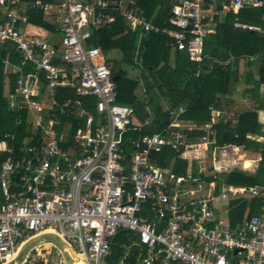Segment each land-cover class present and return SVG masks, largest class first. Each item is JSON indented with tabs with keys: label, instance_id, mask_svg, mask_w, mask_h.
<instances>
[{
	"label": "built area",
	"instance_id": "2783aa9c",
	"mask_svg": "<svg viewBox=\"0 0 264 264\" xmlns=\"http://www.w3.org/2000/svg\"><path fill=\"white\" fill-rule=\"evenodd\" d=\"M19 1L0 0V49L7 55L11 48L19 58L17 65L0 57V64L15 76L12 92L5 94L8 107L27 112L33 135L17 154L0 142V264L13 263L20 247L41 235L65 244L69 264H103L117 235L130 243L119 264H264V186L219 189L261 201L258 215L230 227L215 217L209 201L226 166L211 162L209 176L158 167L155 157L163 148L204 157L215 149L214 130L207 125L203 136L189 142L179 107L168 111L170 122L160 133L129 137L142 126L134 124L131 107L115 103L99 35L118 16L127 30L138 31L137 45L145 35H163L196 65L221 15L264 8V0H174L160 26L134 0L32 1L24 11L53 18L54 31L42 28L44 35L29 32L33 27L15 9ZM233 28L259 31L236 20ZM62 121L75 125L72 133L58 131ZM231 150L233 161L242 163L239 148ZM203 188L206 197L200 196ZM44 244L32 246L18 264L66 263L55 243L60 257L50 262Z\"/></svg>",
	"mask_w": 264,
	"mask_h": 264
},
{
	"label": "trees",
	"instance_id": "16d2710c",
	"mask_svg": "<svg viewBox=\"0 0 264 264\" xmlns=\"http://www.w3.org/2000/svg\"><path fill=\"white\" fill-rule=\"evenodd\" d=\"M30 1L34 0H20V6L15 9L24 14L29 23L54 31L55 24L52 17L24 11V6ZM134 2L143 10L146 18L156 26H160L169 14L170 8L165 5V0H134ZM235 20L256 27L259 31L233 29ZM263 30L264 8H246L236 14L226 13L217 23L215 33L203 40L202 60L195 65L187 60L184 51H172L170 40L160 34L146 35L136 47L138 31L129 32L123 20L116 16L114 23L99 33L103 40L100 50L105 56V62L111 65V77L118 76L116 80H112L115 86V103L131 107L134 124L142 126L139 131L130 133L129 137L136 138L143 134L160 133L170 122L168 111L179 107L183 109L178 118L180 125H193V128L187 131L189 140L192 138L197 140L203 136L204 132L198 127L209 122L210 112L215 110L216 96L233 94L236 86L241 82V74L237 69L238 60L243 61L249 69V60L254 58L259 74L263 75L258 81L254 80L252 92L257 90L258 84L261 83L260 79L264 78V36L261 34ZM124 31L127 33L124 34ZM94 44L96 45L95 41ZM8 50L9 54L6 55L0 49V57L8 58L11 64L18 65V56L11 48ZM111 52H116V56L112 54L107 57V53ZM230 60L236 68L234 71H231ZM121 63L131 68H138L139 77H128L127 73L120 68ZM30 69L27 66L22 70L26 72ZM14 79L15 76L5 73L0 64V142L6 143V146L17 154L19 149L31 144L29 139L33 134L26 123L27 112L25 110L15 112L8 107L5 94L12 92ZM243 83L248 82L244 80ZM245 91L243 93L248 94ZM57 101H61L60 98ZM162 101L167 106L166 110L161 108ZM83 106L89 112L92 111L91 105L85 100ZM145 120H148V123L143 126ZM249 120H256L253 110L238 114L234 124L225 122L212 125L214 144L217 147L223 144L236 147L243 145L246 131L242 127ZM74 129L73 123L67 124L63 121L58 127L59 132L67 135ZM4 135H12L13 138L4 140ZM183 153L182 149L175 152L172 149L163 148L155 157V161L160 168L170 167L175 174L184 175L186 163L180 157ZM261 156L262 160L258 169L264 171V153H261ZM3 159L4 153L0 151V162ZM225 181L228 185L246 187L257 182L255 178L240 173L228 174ZM256 202L251 201L250 208ZM242 204H239L240 208L247 206V203ZM110 248L115 253L121 251L114 246Z\"/></svg>",
	"mask_w": 264,
	"mask_h": 264
},
{
	"label": "crops",
	"instance_id": "0c3cea01",
	"mask_svg": "<svg viewBox=\"0 0 264 264\" xmlns=\"http://www.w3.org/2000/svg\"><path fill=\"white\" fill-rule=\"evenodd\" d=\"M34 1H36V0H34ZM171 1H173V3H174V0H171ZM30 2H32V1H30ZM30 2H28V3H30ZM28 3H26V5ZM26 5L24 6V8L26 7ZM19 6H20V1H19ZM223 17H224V15H221L219 17V21H221L223 19ZM163 21H165V20H163ZM30 25L33 28L30 27L28 30L32 35H39V34L44 35V33H42V31H40V30H42V28L37 27L31 23H30ZM129 32H131V31H129ZM261 34H263V36H264V30H263V32H261ZM145 36H143V37H145ZM143 37H141V39L139 40V44L141 43V40ZM137 40H138V37H137ZM138 45L136 42V47ZM172 51H174V50H172ZM255 61L256 60L254 58H251V60H249L250 68L248 69L243 61L238 60V63H237L238 68L237 69H238V73L241 74L240 84H238L236 86L233 94L226 95V96H222V95L216 96L217 101H216V105L214 108L215 110H213V111L211 110L209 122H205L198 127L201 130H203L207 125L212 126V125H215L216 123L230 122V123L234 124L236 116L238 114H241L244 111H247V110L248 111L253 110V112L256 114V120L255 121L249 120V121H247L246 125H244L242 127V129L244 131H246L244 134V143H243V145L238 147L240 152H242L243 156H244V161L242 163H235L233 161L234 154H233V151L231 150L232 145H228V144H223L221 147H217L214 144L215 149L212 150L210 147L208 149V151L206 152V155L204 156L205 160H206V163H204V165H205V167H207V169H209L211 162H212V157H213V156H211V152L214 153L215 150L220 151L219 152V154H220L219 162H217V163L226 166V171H224L222 173V174L226 175L225 180H226L228 174H230V173H240V174L251 176V177L255 178L257 181L255 184L250 185L248 187L230 185L227 188L231 187V188H239V189H245L246 190V189L252 188V187H263L264 186V171H260V168L258 169V166H260V163H261L260 161L262 160L261 153H264V78L260 79L261 83L258 84L257 90L255 92H252L251 87L254 86L253 85L254 80L258 81L259 77L263 76V75L259 74L258 67H257ZM231 62L233 63L232 60H230V64H231ZM235 69L236 68H234V70ZM247 75H249V76H247ZM244 80H246L248 83H243ZM245 90L248 92V94H246V95H245V93H243ZM160 105H161L162 110L167 109V106H166L164 101H162L160 103ZM145 121H148V120H145ZM180 126L184 130V131H182V133L186 134L187 136H188L187 131L193 128V125L190 126V125L184 124L183 126L182 125H180ZM191 140H193V142H196L198 139L195 140L192 138ZM187 155H189V154H186L182 157V160L185 161V163H186V160H188L187 168H186V164H185L184 173H189L192 175L191 168H195V166H194L193 162H191V160L196 159L195 164L202 163L203 161L200 158H204V157L199 155V157L195 158L196 156L192 155V157H188ZM193 157L195 159H192ZM194 172H195V174H199L201 171H200V169L196 168V169H194ZM222 174H220V175H222ZM230 195L231 196L228 199V201H225V203H223L224 206L226 207V209H223L221 211V215L223 217L218 216L219 213H217V214L214 213L215 217L224 220L225 222L228 223V225L230 227H234V226L242 223L249 216L258 215L260 213L262 205H261V201L258 197L257 198L256 197H250L246 193L236 194V195L230 194ZM219 197L224 198L225 196H224V194H222V195H219ZM219 197L217 196V199H216L217 201H218ZM254 200L257 202L255 204H253L252 208H250L251 207L250 202L254 201ZM241 203H243V204L247 203V206H244L243 208L241 206V208H240L239 204H241ZM239 209H241V211H239ZM251 211L253 213H251Z\"/></svg>",
	"mask_w": 264,
	"mask_h": 264
},
{
	"label": "rangeland",
	"instance_id": "374dc122",
	"mask_svg": "<svg viewBox=\"0 0 264 264\" xmlns=\"http://www.w3.org/2000/svg\"><path fill=\"white\" fill-rule=\"evenodd\" d=\"M173 4V1L171 0H165V5L167 6V8H169L171 5ZM242 21V20H241ZM244 22V21H243ZM102 39V37H100ZM94 41L95 39H92L90 41V45H95L94 44ZM103 41V40H102ZM137 41V40H136ZM96 43V42H95ZM136 45V43H135ZM116 56V52H112V53H107V57L109 55L112 56ZM118 57V56H117ZM101 58L102 60L105 62V56L104 55H101ZM135 61V59H134ZM120 68L127 73V76L130 77V78H137L139 77V70L138 68H132L128 65H124V64H119ZM189 142H193V140H189ZM219 150H215L214 151V154H213V157H214V161L212 162H219V157H220V154H219ZM193 154V153H192ZM199 156V155H198ZM202 159V163H197L195 164V160H191V162H193L195 168H191V172H192V176H199V174H195L194 172V169L198 168L200 169L201 171V174L204 175V176H209V169H207V167H205L204 163H206V160H205V157L204 158H200ZM187 163H188V160H186V168H187ZM225 177L226 175L222 174V175H218L217 176V180L215 181V189L216 190H213V191H210V194H209V201H210V205H211V208L213 210L214 213H219L218 216L220 217H223L221 215V211L223 209H226V207L224 206L223 203H225V201H228V199L230 198V193L228 192H224V193H220V188L222 187H225L227 188L228 186V183H226L225 181ZM210 178H205V181H209ZM206 194H207V190L206 188H203L201 190V193H200V196H203V197H206ZM221 194H224V198H220L219 195ZM217 196L219 197L218 201L216 200L217 199ZM126 237L125 235H122V236H118V237H115L113 238L111 241H110V246H114L116 247L117 249H121V251L119 253H115L113 250H111V248L109 249V252H108V255L103 259V264H119L120 261H122L123 259H126L127 255H126V251L127 249L129 248L130 246V243L125 241ZM46 244H49V246L47 247L48 248V251H47V256H48V259L50 262H53V261H56V259H58L60 256L58 254V250L55 248V245L52 244L51 241L47 240L46 241ZM44 244V245H46Z\"/></svg>",
	"mask_w": 264,
	"mask_h": 264
},
{
	"label": "water",
	"instance_id": "95a60500",
	"mask_svg": "<svg viewBox=\"0 0 264 264\" xmlns=\"http://www.w3.org/2000/svg\"><path fill=\"white\" fill-rule=\"evenodd\" d=\"M217 9L220 10V7L217 6ZM230 66H231V71H234V67H233V63L232 62L230 64ZM111 78H112V80H116L118 78V76H112ZM47 240L51 241L52 243H55L56 246L59 249L64 251L63 255L66 258V263L65 264H69L70 263V256H71L70 252L68 251V249L66 248L65 244L61 240H58V239L56 240L51 235H41V236H39L37 238L31 239V240L27 241L26 243H24L20 247V249H19V251H18V253H17L16 257H15L14 262L10 263V264H18V263H20L22 261V259L24 258V256L27 254L28 250L32 246L36 245L37 243L46 242Z\"/></svg>",
	"mask_w": 264,
	"mask_h": 264
}]
</instances>
